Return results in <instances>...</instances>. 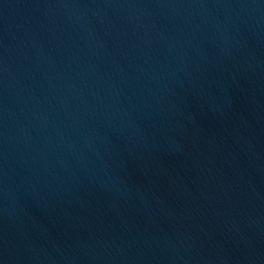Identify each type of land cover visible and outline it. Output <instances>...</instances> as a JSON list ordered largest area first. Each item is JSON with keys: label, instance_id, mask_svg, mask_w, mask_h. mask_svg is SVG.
I'll list each match as a JSON object with an SVG mask.
<instances>
[{"label": "water", "instance_id": "water-1", "mask_svg": "<svg viewBox=\"0 0 264 264\" xmlns=\"http://www.w3.org/2000/svg\"><path fill=\"white\" fill-rule=\"evenodd\" d=\"M0 264H264V0H0Z\"/></svg>", "mask_w": 264, "mask_h": 264}]
</instances>
